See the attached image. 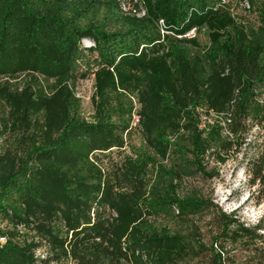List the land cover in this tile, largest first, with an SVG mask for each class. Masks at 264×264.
<instances>
[{"label":"trees","instance_id":"trees-1","mask_svg":"<svg viewBox=\"0 0 264 264\" xmlns=\"http://www.w3.org/2000/svg\"><path fill=\"white\" fill-rule=\"evenodd\" d=\"M230 1L137 0L134 17L115 0H0V264H181L203 245L149 217L186 221L209 208L177 186L210 175L207 149L221 163L248 146L246 184L264 200V0H244L250 23ZM191 28L205 30V45L185 36ZM83 49L90 120L68 83ZM21 73L20 85L9 80ZM199 107L215 118L205 137ZM132 114L151 158L170 156L173 179L150 177L147 154L120 155ZM233 214L215 215L214 264H224L225 242L264 256L260 222Z\"/></svg>","mask_w":264,"mask_h":264},{"label":"rangeland","instance_id":"rangeland-1","mask_svg":"<svg viewBox=\"0 0 264 264\" xmlns=\"http://www.w3.org/2000/svg\"><path fill=\"white\" fill-rule=\"evenodd\" d=\"M118 10L122 15H129L134 17H141L139 5L137 0H115ZM228 1V0H224ZM231 13L237 16L239 19L246 22L254 21V11L249 9V6L244 0H231L230 3ZM161 31V30H160ZM186 37H193L200 45L207 43L206 32L203 28L196 29L191 28ZM80 47L85 48L92 45L88 38H81L79 40ZM82 58L76 59V68L72 72L71 78L68 80L69 85L72 87L74 96L79 98V114L85 120L91 119L92 106L90 102V95L93 91V76L91 73L86 74L88 67L90 66L91 55L86 50H82ZM85 56L89 58H85ZM37 76L38 80L42 84H49L52 79L45 80L40 75ZM6 77H0L5 79ZM26 74H17L16 77L9 79L11 82L20 83L28 79ZM260 91V92H259ZM257 94V101L262 102L264 100V91L260 88ZM136 107V105H135ZM200 112V119L197 124V130L201 131V136L205 137L206 131L210 124L215 120L213 115L204 114V109L197 108ZM135 115H131V130L125 138V145L123 147L122 154L128 155L131 158H136L140 154L149 155L148 170L150 177L160 178L162 180L173 179V173L171 171L172 163L170 156L166 159L157 158L151 155L146 147L143 146L140 133L135 125ZM258 130L257 127H253L252 131ZM251 134V133H249ZM247 134V136H249ZM170 141L174 138L172 135L168 136ZM6 134H0V149L6 144ZM107 154V153H106ZM116 153H111V158L116 159ZM189 155V153H188ZM250 155V148L242 144L238 149H231L227 158L219 163L213 156L210 155L209 149H207L202 157V165L205 172L210 174L209 176H201L199 174L183 175L181 182L177 185L181 187L180 194L199 196L209 203V208L201 212V214L191 217L186 221H182L177 217L167 218H151L149 220L152 224L157 226H166L170 232H178L182 234H188L191 239L197 238L203 248L193 246V250L189 251L183 258L177 259L181 264H214L212 261L211 252L209 246L211 245L214 250L220 251L217 247L216 241L213 240L216 229L215 215L217 212H224L225 214L234 213L233 217L243 222L244 225H254L258 222L261 224V228L258 230L264 235V200H255L254 189L255 186H248L246 184L247 175L245 174L244 164L246 158ZM108 160L104 159L103 163L108 164ZM180 191V190H179ZM1 226H4V221L1 222ZM192 232V233H191ZM260 246H264V237ZM226 254L224 256V264H264V256L257 255V251L254 248L245 249L244 245L240 242L231 244L225 242L224 244ZM262 250L258 251L261 253ZM36 254H41L42 249L35 251ZM68 264H71L68 262Z\"/></svg>","mask_w":264,"mask_h":264},{"label":"built area","instance_id":"built-area-1","mask_svg":"<svg viewBox=\"0 0 264 264\" xmlns=\"http://www.w3.org/2000/svg\"><path fill=\"white\" fill-rule=\"evenodd\" d=\"M136 3H137V1H136ZM139 10H140L141 14H143V9L139 7ZM134 118H135V121H137L136 116H134ZM3 241H4V236H0V242H3Z\"/></svg>","mask_w":264,"mask_h":264}]
</instances>
